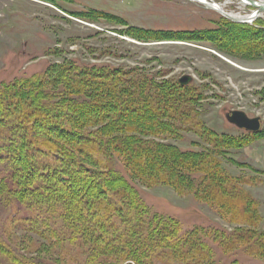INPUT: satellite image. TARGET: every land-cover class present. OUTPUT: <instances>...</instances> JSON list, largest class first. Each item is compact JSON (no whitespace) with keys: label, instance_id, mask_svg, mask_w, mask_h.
<instances>
[{"label":"rangeland","instance_id":"1","mask_svg":"<svg viewBox=\"0 0 264 264\" xmlns=\"http://www.w3.org/2000/svg\"><path fill=\"white\" fill-rule=\"evenodd\" d=\"M206 7L189 0H0V91L6 90L9 98L5 83L22 80H29L31 86L42 91H56L64 84L57 81L59 74L74 76L91 71L107 75L105 82L111 79L108 84L118 85V90L129 88L128 94L136 96L143 91L149 104L141 107L149 113L134 116L136 120H149L143 124L149 129L143 128L144 134L128 129L134 125L131 120L114 122L121 106L115 102L106 108L107 92L93 82L79 86V92L74 93L75 101L87 107L83 109L86 126L69 127L74 125L72 120L66 126L69 124L73 133L78 129L79 135L88 132L108 142L112 139L101 160H112L114 178L125 183L120 189L134 187L149 212L179 221L183 233L200 230L212 245L218 264H264V30H258L264 28V13L254 22L256 29L250 27L253 23L236 26L218 12L223 8L242 20L257 14L240 0H215L212 10ZM185 76L192 81L182 86L179 80ZM165 103L171 111L163 109ZM176 108L177 115L173 111ZM56 111L54 115L62 120L72 108ZM235 111L251 119L260 118L261 130L249 133L230 123L227 114ZM158 122L164 124L161 130H156ZM37 124L39 136L58 137L60 130L55 124ZM3 127L14 137L9 144L16 143L11 148V160L20 162L19 156L23 159L24 154L30 155L25 147L27 140L20 139L19 126ZM103 127L110 130L106 136L99 132ZM52 128L57 134L49 130ZM4 138L0 134V146L8 143ZM125 138V142L119 140ZM143 141L155 145L157 156L178 153L177 163L161 165L158 161L153 165V175L143 177L134 163L142 156L135 146ZM191 155L197 159L193 169L180 162ZM212 159L218 162L222 175L231 180L225 185L228 194H216L208 187L209 172L201 166ZM11 160L6 159L5 166ZM81 162L84 170L76 163L68 164L73 172L71 180L68 174L52 179L54 188L63 194L72 191L75 202L84 207V200L94 195L108 200L111 194H104V188L97 186L101 178L106 179V173L84 158ZM172 165L185 174L164 180ZM5 166L0 165V177L6 174ZM157 169L160 174H156ZM93 170L99 174L94 175ZM33 172L39 178L47 173L46 167H34ZM29 190L33 194L26 203L48 191L45 184L34 187L32 180ZM239 191L249 198L247 210ZM229 199L242 201L241 209L247 216L220 206L221 200ZM35 212L26 204L0 198V247L6 251L0 252V264H86L82 254H75L76 247L53 237L60 235L59 225L30 226L39 221ZM52 231L56 233L51 235ZM215 232L231 238L250 233V237L246 241L242 238L229 250L216 241ZM253 245L260 246L261 253L250 254Z\"/></svg>","mask_w":264,"mask_h":264},{"label":"trees","instance_id":"2","mask_svg":"<svg viewBox=\"0 0 264 264\" xmlns=\"http://www.w3.org/2000/svg\"><path fill=\"white\" fill-rule=\"evenodd\" d=\"M233 24L242 27L249 26L237 23ZM255 24L250 25V27L258 29L255 27ZM258 30L262 31L264 28ZM91 73L85 72L86 75L80 73L74 76H64L61 73L57 76V81L61 80L64 84L60 85L56 91L50 92L48 90H39L38 86H31L29 80H22L19 83L16 81L5 83L9 87L10 93L7 95L9 98H7V91H0V134L5 137L4 139L8 143L0 146V150L2 151L0 152V165L5 166L6 159L11 160V148L14 149L16 145L15 142L9 144V142L15 140L11 135L12 133L3 127V124H12L14 127L16 125L20 127V132H22L20 139L27 140L25 147L30 151L28 152L30 155L24 154L23 159L19 156L20 162L17 160V162H12L11 160L5 166L6 174L0 177V198L5 196V198H9L13 203L26 204L28 208H35L39 221L31 222L30 226L32 228L43 226L49 228L59 225L58 232L61 237H59L60 235H54L53 237L59 243H67L70 247H76L75 254H82L85 257L84 261L86 264H218L219 262L215 259L212 245L207 240H204V237L200 234V230L193 229L183 233L179 221L163 219L161 216L149 212L134 187L131 190H127L126 188L120 189L121 185L125 183H121L123 181L121 178H114L116 175L112 160H101L102 154L107 155L108 141L104 140L103 137L94 136L88 132L83 135L81 133L80 135L78 134V129H83L86 126L85 118H83V109L87 107L84 103L75 101L74 93L79 92L81 89L79 86L84 87L87 86V83L92 82L95 87L105 88L109 97L108 103L104 102L106 108L110 107L109 105L111 104L109 103L115 102L121 106L122 109L118 114L119 116L115 118L114 122L131 120L134 125L129 126L128 129H132V131L138 133L142 132L141 134H144L141 131L143 128L149 130L148 127L143 125L148 123L149 120H136L138 118L134 116L138 112L142 114V117L144 114L149 113L148 110L141 107L145 105L144 103L149 104L148 96H145L143 91L138 93V96L128 94L129 88L124 87L118 90V85L108 84L111 79L105 82L107 75L104 73L102 74L100 71H91ZM45 98L48 101L42 103ZM136 101L137 105L135 104ZM167 103L164 104V110H168L170 107H166ZM104 105L101 104V106ZM66 106L72 108V113L68 112V117L66 116L65 119L58 120L59 118L56 114L54 115V112H58L56 109H63ZM157 109H160V106H157ZM177 110V108L173 110L176 115L178 114ZM69 120H72L74 123V125L70 124L71 126L68 124L69 127L75 126L78 128L75 130V133H73L71 128L67 127L68 125L66 126ZM42 121L55 124L61 134H57V130L52 128L49 130L55 132L58 137L55 138L52 135L39 136L38 129L40 126L37 123ZM179 121L180 123L186 122L185 120ZM139 123L142 125H139ZM157 124L158 128L156 127V130H161L160 126L164 124L159 125V122ZM107 130L109 128L103 127L99 132L101 135L106 136ZM71 137L72 140H69ZM133 139L130 137V140ZM119 140H124L123 142H125L126 138ZM111 141L112 139L109 140V142ZM138 144L135 146V150H137L136 152H141L142 156L136 159L134 163L137 167V172L143 177L148 178L153 175L154 163L158 161L161 165H163V162L164 164L172 161L177 163L179 159L178 153L173 152L169 155L167 153L165 156H157L153 152L155 145L150 142L143 141ZM79 156L86 159L89 165L94 167L99 166L106 173L104 174L106 179L101 178L99 182L101 185L98 184L97 186L100 189L104 188V194H111L109 196L110 200H105L94 195L93 199L88 198L84 200V207L83 203L78 204L75 202V194L72 191L70 194H63L59 189L54 188L52 179L65 177V174H68L69 180L72 179L70 175L73 172L70 170L68 164L76 163L79 169L84 170L83 163L81 162L83 158ZM92 156H97V158L93 161L89 159ZM191 156L188 160H180V162L184 163L188 168L193 169L196 166L197 159L193 155ZM23 160H25L24 165L20 164ZM208 162H205L201 166L202 170L209 172L207 175V179L209 180L208 187L212 188V191L216 194H228L229 191L226 189V186L230 184V178L222 175L217 161L212 159ZM28 165L27 172L26 167ZM34 167L35 169L46 167V175L43 174L39 178L33 172ZM156 171H158L156 174H160L158 169ZM96 172V170H93L94 175L99 174ZM174 174L182 175L185 173H179L173 166L169 173L163 175V179L169 181V179L174 177ZM74 176L76 177L75 174ZM41 179L44 180L41 181ZM31 180L34 187L38 185L44 186L45 184L48 191L43 196L36 195L33 202L30 203L28 201L26 203L28 196H32L33 194L29 190ZM31 187L33 188V186ZM239 194L242 196L241 191H239ZM242 197L244 198L243 203H246V206H243L247 210V199L249 198L245 194ZM241 203L242 201L240 200L229 199L227 201L221 200L219 204L222 207L226 205L229 208L235 209L237 213L239 211L243 216H247L246 210L241 209L243 207ZM41 215L44 219H42ZM248 217L249 219L252 218L251 216ZM54 233L56 231H52L51 235ZM214 236L217 237L216 241L224 244L225 248L230 250L238 246L242 238L245 241L248 240L250 233H238V235L232 237L234 240L231 236H227L221 232H215ZM251 247L253 248L249 249L250 254H255L258 251L261 253L262 251L260 246L253 245ZM2 251L5 250L0 247V252ZM14 259L19 260L17 256Z\"/></svg>","mask_w":264,"mask_h":264},{"label":"water","instance_id":"3","mask_svg":"<svg viewBox=\"0 0 264 264\" xmlns=\"http://www.w3.org/2000/svg\"><path fill=\"white\" fill-rule=\"evenodd\" d=\"M251 6L256 7L257 5L254 1H251ZM221 15L225 16L227 19L235 22V23H242L243 21L234 18L233 16L229 14H225L224 12H220ZM192 81V78L189 76H185L182 79L179 80L180 84L182 86L189 84ZM227 120L236 125L239 129L245 130L246 132L249 133H257L261 130V120L260 118H254L251 119L249 118L245 113L235 111V112H230L227 114Z\"/></svg>","mask_w":264,"mask_h":264},{"label":"bare ground","instance_id":"4","mask_svg":"<svg viewBox=\"0 0 264 264\" xmlns=\"http://www.w3.org/2000/svg\"><path fill=\"white\" fill-rule=\"evenodd\" d=\"M189 1H192V2H194V3H198V4H201V5H203V6H207L209 9H213L212 8V6H214L215 5V0H189ZM241 1V3H245L247 6H249V7H252L251 6V1L252 0H240ZM203 3V4H202ZM256 3V5H257V8L256 7H252L256 12H257V14L255 13L254 14V12H253V16L251 15L250 16V19H239V20H241V21H243L242 22V24H254V20L256 19V18H261L260 17V15H262L263 13H264V2H255ZM223 9V8H222ZM218 10V12L220 13V12H224L225 14H226V12L225 11H223V10ZM214 10H216V9H214ZM253 10V11H254ZM256 15H258V17H256ZM232 16V15H231ZM249 17V16H248ZM236 18V17H235ZM237 19V18H236ZM250 21V23H249V21ZM246 27V26H245Z\"/></svg>","mask_w":264,"mask_h":264}]
</instances>
